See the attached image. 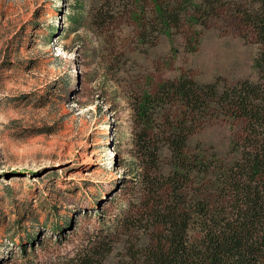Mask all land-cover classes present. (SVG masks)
Wrapping results in <instances>:
<instances>
[{
	"label": "rangeland",
	"instance_id": "obj_1",
	"mask_svg": "<svg viewBox=\"0 0 264 264\" xmlns=\"http://www.w3.org/2000/svg\"><path fill=\"white\" fill-rule=\"evenodd\" d=\"M210 1L219 12L161 1L176 17L168 27L145 0H0V264L127 240L119 224L142 197L138 92L182 75L220 90L259 82L261 45L243 13L263 0ZM243 126L213 114L189 145L231 163Z\"/></svg>",
	"mask_w": 264,
	"mask_h": 264
},
{
	"label": "trees",
	"instance_id": "obj_2",
	"mask_svg": "<svg viewBox=\"0 0 264 264\" xmlns=\"http://www.w3.org/2000/svg\"><path fill=\"white\" fill-rule=\"evenodd\" d=\"M145 1L159 23L172 26L176 17L163 0ZM216 4L206 0V11L219 12ZM243 21L261 45L259 82L220 90L221 80L200 84L182 75L137 93L132 127L142 197L119 224L127 240L111 242L116 258L109 243L35 264H264V0ZM213 114L243 123L231 150L239 160L225 163L189 145Z\"/></svg>",
	"mask_w": 264,
	"mask_h": 264
}]
</instances>
